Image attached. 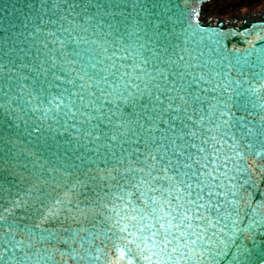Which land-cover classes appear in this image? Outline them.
Listing matches in <instances>:
<instances>
[{
	"label": "water",
	"instance_id": "obj_1",
	"mask_svg": "<svg viewBox=\"0 0 264 264\" xmlns=\"http://www.w3.org/2000/svg\"><path fill=\"white\" fill-rule=\"evenodd\" d=\"M201 0H0V264H264V16Z\"/></svg>",
	"mask_w": 264,
	"mask_h": 264
},
{
	"label": "flooded vegetation",
	"instance_id": "obj_2",
	"mask_svg": "<svg viewBox=\"0 0 264 264\" xmlns=\"http://www.w3.org/2000/svg\"><path fill=\"white\" fill-rule=\"evenodd\" d=\"M196 10L205 22L236 26L264 16V0H201Z\"/></svg>",
	"mask_w": 264,
	"mask_h": 264
}]
</instances>
